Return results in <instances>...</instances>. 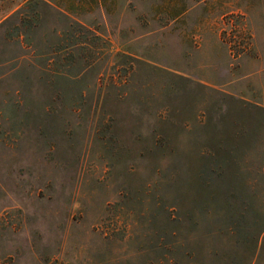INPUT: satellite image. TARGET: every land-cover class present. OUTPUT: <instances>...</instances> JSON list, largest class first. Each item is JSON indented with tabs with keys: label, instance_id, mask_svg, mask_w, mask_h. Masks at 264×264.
<instances>
[{
	"label": "rangeland",
	"instance_id": "1",
	"mask_svg": "<svg viewBox=\"0 0 264 264\" xmlns=\"http://www.w3.org/2000/svg\"><path fill=\"white\" fill-rule=\"evenodd\" d=\"M0 264H264V0H0Z\"/></svg>",
	"mask_w": 264,
	"mask_h": 264
}]
</instances>
